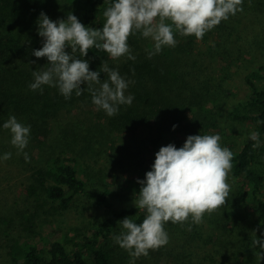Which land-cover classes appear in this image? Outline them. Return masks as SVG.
I'll return each mask as SVG.
<instances>
[{"label":"trees","instance_id":"trees-1","mask_svg":"<svg viewBox=\"0 0 264 264\" xmlns=\"http://www.w3.org/2000/svg\"><path fill=\"white\" fill-rule=\"evenodd\" d=\"M111 2L0 0V157L12 154L9 160H0V178L1 168L28 173L23 187L25 203L35 212L48 204L54 214L62 215L80 197L101 211V215L95 214L68 232L55 226L44 235L28 225L33 215L22 210L17 215L27 222L26 236L9 244L10 228L4 229L5 236L0 233V251L6 249L3 259L11 264H129L131 257L113 236L121 231L118 222L134 217L139 224L145 213L135 205L117 208L109 195L113 188H127L135 201L141 187L137 181L145 179L144 170H140V178L121 181L100 171L99 176L91 175L85 159L95 154L93 145L107 147L113 135L135 133L141 126L147 128L157 152L169 144L182 147L190 135L218 134L221 146L233 153V160L228 176L231 191L226 203L209 214L213 217L207 233H202L204 222L193 224L189 218L191 231L182 236L168 233L166 246L150 250L135 264H264L254 255L259 247L251 248L253 232L264 239V166L258 162L259 153L264 151V123H258L264 122V20L253 13L254 27L243 31L246 27L240 28L241 12H237L209 30L213 39L209 59L217 61L212 67L217 75L204 69L195 37L178 33L175 47H164L151 58L148 50L153 42L140 33L128 40L134 61L127 57L113 60L95 47L86 57L75 53L89 62L90 71L99 70L107 62L110 69L132 82L125 92L134 97L131 105H120L111 117L92 103L86 85L81 86L85 88L82 95L76 96L74 91L68 99L55 87L42 86V92L30 90L32 72L48 63L46 58L32 55L43 46V38L38 35L40 14L56 22L66 20L71 13L85 27L102 29L106 21L103 13ZM249 4V0H243V11L264 10L263 1L252 2L251 7ZM241 37L243 47L238 44ZM231 73L242 77L246 92L243 100L225 108L231 94ZM100 79H107V75L101 72ZM69 109L79 113L67 117L62 112ZM10 116L30 126L29 143L24 149L28 162L23 153L17 155L10 131L3 128ZM235 124L251 126L242 140L230 135ZM253 131L259 133L260 147L256 149L249 138ZM104 154L115 159L111 152L104 150ZM89 183L95 191H89Z\"/></svg>","mask_w":264,"mask_h":264},{"label":"clouds","instance_id":"clouds-1","mask_svg":"<svg viewBox=\"0 0 264 264\" xmlns=\"http://www.w3.org/2000/svg\"><path fill=\"white\" fill-rule=\"evenodd\" d=\"M242 3L243 0H112L103 13L106 21L102 29L85 27L71 13L66 20L56 22L41 13L37 23L43 46L32 55L46 58L48 63L32 72L33 82L28 87L41 92L42 86L55 87L68 99L74 91L76 96L82 95L85 88L81 86L86 85L92 103L109 117L114 116L120 105H131L134 97L125 92L132 82L110 69L107 62L99 70L90 71L89 62L77 58L75 53L86 57L95 47L113 60L127 57L134 61L128 40L140 33L153 42L148 50L151 58L164 47H175L176 33L202 39L222 21L242 12ZM101 72L107 79L101 81ZM3 128L10 131L17 155L23 153L28 162L24 149L29 143L30 126L10 116ZM249 138L255 142L254 149L260 147L258 132H251ZM220 141L218 134L190 135L182 147L169 144L155 154L151 171L144 180L137 181L141 187L134 205L145 213L142 222L138 224L134 217L124 218L118 222L121 231L113 236L114 242L131 257L129 264L168 244L166 223L183 225L191 218L193 224H200L206 213L211 214L226 203L231 191L228 174L233 153ZM11 155L5 153L0 160L7 161ZM253 233L251 248L259 247L254 255L258 261L264 260V239Z\"/></svg>","mask_w":264,"mask_h":264},{"label":"rangeland","instance_id":"rangeland-1","mask_svg":"<svg viewBox=\"0 0 264 264\" xmlns=\"http://www.w3.org/2000/svg\"><path fill=\"white\" fill-rule=\"evenodd\" d=\"M263 1L264 0H251L250 4ZM249 4V7L251 5ZM255 13L256 17H261L264 20V10L256 13L253 9L242 11L240 13V28L254 27L252 22L251 15ZM196 41V49L199 52L203 59V66L207 73L213 72V66L217 62L211 61L209 58V49L213 45V39L211 37L210 31L206 32L202 39ZM239 46L242 45V37L238 41ZM244 51L242 48H240ZM239 65L238 63L236 66ZM240 66L243 67V64L240 63ZM232 69L235 70V64L232 66ZM213 73L216 74L214 71ZM220 74V71H219ZM215 77V76H214ZM231 81L229 85V92L231 93L227 97L226 107H231L236 102L243 100V95L246 90L244 89L243 79L239 74L231 73ZM228 92V93H229ZM65 116H74L79 113V111L74 109H69L62 112ZM234 131H230L231 137H236L237 139H243L246 134H249L251 126L249 124H235L233 126ZM232 140V139H231ZM263 150H264V143ZM93 145L91 148L95 153L93 156L86 158V165L91 171V175L99 176V171L101 173H106L110 175H116L121 181L129 177L140 178V170H144V176L148 171H151L152 165L155 161V154L157 153L156 148L151 144V135L148 132L146 127H139L135 133H126V134H116L112 136V140L108 143L107 147L101 145ZM99 148V149H98ZM105 152H111L114 154L115 159L112 160L108 157ZM261 152V151H260ZM264 151L259 153L258 162L264 166ZM110 159V160H109ZM116 161V163L114 162ZM13 169V167H10ZM12 169L1 168V178H0V223L5 220L4 227L0 230V233L5 236L6 228L9 227L10 236L8 239H11L10 243L13 240L21 239L23 236H26L25 225L26 221L20 217L19 214L22 210L28 213V216L33 215L31 221L28 225H32V228L41 233L46 234L49 231L54 229L53 227L58 226L59 229H62L64 232H68L72 227H77L83 225L89 219L95 217V214L101 215L100 209L86 203L85 197L77 198L72 207L60 214H54L55 211L51 205L45 204L43 209L38 208V212H35V208H31L29 204L25 203V195L23 191L24 184L28 182V173H19L17 169L14 171H7ZM95 176V177H96ZM229 176V174H228ZM229 179V178H228ZM126 185V184H125ZM89 191H95V187L89 183ZM112 203L117 207H129L134 206V200L132 195L129 193L127 188H113L112 193L109 195ZM212 215L206 213V218H204L203 223L205 230L202 233L206 232V228L210 225L209 221L212 218ZM6 224V225H5ZM213 224V223H212ZM2 224H0L1 227ZM208 225V226H207ZM192 226L188 220L185 224H173L168 222L165 224V230L169 234L185 235L189 230L188 227ZM5 229V231H4ZM208 235V234H207ZM206 235V236H207ZM205 239V237H204ZM3 240H0V242ZM3 244V242L1 243ZM6 249L0 251V264H11L7 259H3L5 256Z\"/></svg>","mask_w":264,"mask_h":264}]
</instances>
